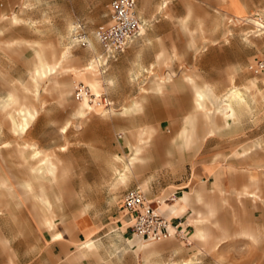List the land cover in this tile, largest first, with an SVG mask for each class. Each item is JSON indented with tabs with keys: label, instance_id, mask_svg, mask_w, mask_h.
Returning <instances> with one entry per match:
<instances>
[{
	"label": "rangeland",
	"instance_id": "rangeland-1",
	"mask_svg": "<svg viewBox=\"0 0 264 264\" xmlns=\"http://www.w3.org/2000/svg\"><path fill=\"white\" fill-rule=\"evenodd\" d=\"M110 1L0 0V98L13 89L26 96L21 83L31 85L29 73L37 42L52 43L57 51L72 46L74 57L79 59L65 63L68 70L61 68L54 78L41 81L37 97L27 94L39 116L25 134H15L7 112L0 110V174L9 179L12 190L0 186V212L13 207L14 220L26 223L30 219L34 226L38 224V208L21 185L31 179L29 165H37L41 158L30 157L33 150L26 144L34 143L61 163L58 182H45L53 208L44 213L53 217L57 228L58 222L67 223L85 210L99 223L94 239L104 246L110 262L142 263L138 245H128L127 240L134 235L129 224L122 228L127 223L122 203L128 190L139 188L152 199H162L180 197L182 190L203 186L204 201H194L185 217L201 222L198 224L211 239L203 242L193 238L197 225L191 223L183 237L152 242L163 247L156 260L163 264H182L190 258L193 264H264V201L255 200L250 193L255 186L251 185L247 195L241 193L244 184L259 178L264 198V97H255L254 90L247 92L250 110L243 113L242 120L230 127L222 125L208 140L177 139L186 115L195 111L194 88L187 75L198 85H210L219 96L233 85L244 88L251 81L264 90V71L256 74L248 69L264 58V29L260 32L247 21L253 17L264 22V0H239L238 4L234 0H169L165 10H161L163 0H159L151 12L146 0H139L143 34L125 53L100 67L104 80L101 93H107L114 104L104 107L97 102L99 106L88 116L80 117L75 113L79 102L73 80L86 84V77L92 74L83 69L103 53L94 33L108 25ZM181 10L184 15L178 14ZM78 21L85 23L95 51L73 41L75 31L70 28ZM160 52L164 53L158 61ZM158 78L169 81L161 92L154 85ZM121 79V87L108 83ZM67 80L70 93L64 86ZM136 99L142 102V111L122 113L124 105ZM150 119L155 130L147 144L139 137L145 136L140 129L148 128ZM68 122L69 131L60 132ZM195 130L202 134L201 119ZM137 145H149L143 153L148 157L146 164L137 175L118 184L124 165L119 156L128 159ZM110 165L119 171L112 173ZM218 176L219 187L214 188ZM191 178L190 185L180 190ZM7 197L21 200L24 205L18 207L27 211L7 206ZM210 210L215 211L212 217ZM211 224L216 227L211 228Z\"/></svg>",
	"mask_w": 264,
	"mask_h": 264
},
{
	"label": "bare ground",
	"instance_id": "bare-ground-1",
	"mask_svg": "<svg viewBox=\"0 0 264 264\" xmlns=\"http://www.w3.org/2000/svg\"><path fill=\"white\" fill-rule=\"evenodd\" d=\"M188 17L184 18V22L187 21ZM14 18L16 19V17ZM247 21L254 24L257 30L260 32L264 29L261 27V25H264V22L260 19H255L251 17L249 18V20L247 19ZM70 29L72 31L73 25L71 26ZM259 35L261 34H257L256 36H259ZM73 41L77 42L76 36H73ZM37 45H38V48L36 49L35 63L33 62L34 65L31 68L30 73H29L31 85L21 83L23 92L25 93L26 96H22L16 89H13L12 91L8 93L6 98H0V110L3 109L7 112V119L11 123V130L15 134H18V135L25 134L27 130L29 129V127L32 125V123L37 119L39 115V109H37L34 103L29 102L27 100V94L32 93L34 97H37L39 93V86H40L41 81L47 78H51V79L54 78L55 77L54 75H56L58 71H60L61 68H65L64 67L65 63H68L70 61L79 60L78 57H74L75 55L71 51L72 46H66L61 51H57V49L54 47L52 43H43L40 41V42H37ZM89 48H91L93 51L96 50L95 46L92 45L91 39H90ZM163 53L162 52L158 53L157 55L158 61L162 59ZM101 57L102 55L98 54L96 56V59L89 62L83 70L87 68H90L89 70H91V68L96 69L97 67L100 68L101 66H103V60ZM187 80L193 85V88H194V99H195L194 109L195 111L186 115L184 119V126L177 134V139L183 138L184 140H186V142L193 140L194 137L206 139L208 136H212L213 134H215L221 128L222 125L224 127H230L232 123H235V122L238 123L239 121H241L243 113L245 111L250 110V103L247 98V92H251L252 90H254L255 95H256L255 97H258V96L264 97V90L258 89V84L255 81H251L248 84L244 85V88H240L237 85H233L226 93L219 96L218 94L215 93L214 89L210 85L208 84H205L203 86L198 85L194 81V79L189 75H187ZM52 81H55V80H52ZM85 81H86V84L85 82H82V81L75 82L74 88L78 84L83 83L89 88L90 87L92 88V90L91 88L90 90L93 91L92 92L93 94L97 96L102 94L101 93L102 90L100 89L104 85V80L102 76H96V75L89 76L88 75ZM57 83H59V81ZM166 83L168 82L158 78L156 84H154L155 89L158 92L163 91L164 88L166 87ZM263 83H264V79H263ZM253 84L255 85V87L252 86ZM64 86L66 87L67 92L70 93L71 84L68 80L64 83ZM78 102L79 103L77 105V113L83 117H86V115L91 113L95 109V107L98 105L97 99L92 100L91 97L87 95H85L81 100H78ZM137 106H139V108L142 109V102L138 99L134 100L130 106H125L123 108L122 113L129 114L133 111L135 112L137 111ZM198 119L202 120L203 126L205 127L207 126L206 133L202 135H199L198 132L195 130V124L196 122H198ZM69 126L70 125L68 122L63 127L69 128ZM154 130L155 129L153 128V132ZM142 134L147 136V139L150 137L149 130H142ZM150 142L151 140H147V144H150ZM26 145L32 147L33 151H32V155L30 154L31 155L30 157L33 160L35 158H40L42 156V152L39 151L35 146L29 145V144H26ZM147 146L149 145H146L145 147L143 145H137L134 149V152L132 153L131 156L128 157V159H123L122 157L119 156L120 160L123 161L124 165H123V171H120L118 179H117L118 184L124 183L132 175H137V173L140 171L141 166L146 164L147 157L144 156L143 153L146 150ZM130 147L132 150L133 147L131 144H130ZM250 149L251 147L247 148L246 151L250 153L249 151ZM24 158L26 159V161L28 160V157L24 156ZM113 169L115 171L114 173L119 171L118 167L113 166ZM57 172H58V162L55 160L54 157H52L49 154H45V156L41 157L36 166L33 165L32 167H30V174L33 180L35 182L40 181V183L43 182L42 180L44 181L49 180V178L56 180L58 176ZM6 181H7L6 178H0L1 184L5 185ZM25 185L27 187V189L25 188V190H29V191L32 190L33 184L31 185L30 181H26ZM25 185H22V186H25ZM196 195L197 196H196L195 201L201 202L202 196H201L199 189L196 190ZM42 196L45 199L48 210H51L53 208V205L49 199L48 192L46 190L43 191L42 189ZM33 198L34 197H32V199ZM156 199L159 201L158 210L164 215V211L162 208L165 204V200L160 199V198H156ZM189 200H192L191 195L186 191L183 200L175 201V204L177 206V211L184 210L187 205L186 203ZM41 214L43 215V213ZM42 217L43 216H41V219ZM44 221H45L46 227L49 230H52L55 228V222L50 216L46 217ZM198 222L199 221L195 220V225H197L196 226L197 233L205 232L203 228L198 224ZM127 224L128 223L124 224V228L126 227ZM55 235H60V233H54L52 235V238ZM134 236H136L140 240L129 238V240H127L128 245L133 246L135 243L138 245V248L140 250L141 257H142L141 264H153V256L156 255L157 252L153 248L154 245L152 241L143 240L137 234H134ZM84 247L95 252V250L97 249V244L95 243L93 239H91V240L84 242ZM183 264H193V259L190 258L188 260H185V263Z\"/></svg>",
	"mask_w": 264,
	"mask_h": 264
},
{
	"label": "crops",
	"instance_id": "crops-1",
	"mask_svg": "<svg viewBox=\"0 0 264 264\" xmlns=\"http://www.w3.org/2000/svg\"><path fill=\"white\" fill-rule=\"evenodd\" d=\"M108 7L110 9V2H109ZM246 8H247V12H248V5H246ZM74 27H75V25H73V29H74ZM143 31H144V29L142 30V34H143ZM91 41L93 42L92 39H91ZM134 41H132L129 44V46L125 49V51H123L121 53H125ZM121 53H119V54H121ZM89 69L90 68L85 69V73H86V71H89V73H91L92 75L102 76L99 67H97L96 69H94V68L93 69L91 68V70H89ZM80 75H82V74H80ZM77 81H81V80H73V87H74V83ZM167 82H169V81H167ZM131 104L124 105V107L130 106ZM76 110H77V107H76ZM76 110H75L76 115L83 117V116L79 115ZM135 112H137V111H135ZM135 112L133 111L131 113H135ZM89 114H87L86 116H88ZM147 126H148V128H143L140 130L141 131L142 130H149L150 131V137L147 139L146 136H141V137H139V140H151L152 139V137H153V121L151 119L147 123ZM30 127H29V129H30ZM204 133H206L205 126H204V130H203L202 134H204ZM198 134L202 135L200 133H198ZM215 134H213V135H215ZM122 137H123V134H121V138ZM208 137H210V136H208ZM208 137L205 140H208ZM126 141H128V140H126ZM27 144L33 145L36 147V145L34 143H27ZM36 148L42 152L41 157L45 156V154H49L53 157V154L48 153V151H43V150L39 149L38 147H36ZM246 154H248L247 151H246ZM57 162H58L57 179L53 180L52 178H49V180H46V181H49V182L51 181L52 183L58 182L59 175H60L59 174L60 173V167L59 166L61 165V163H60V161H57ZM32 166L33 165L29 166V171H30V167H32ZM34 166H36V165H34ZM141 168H143V167L141 166ZM110 169H111L112 173L115 172L112 165H110ZM65 171L66 170H63L62 174H64ZM0 178H6L7 179L6 184L3 185L0 183V186L5 187V189L7 191L11 192L12 190L8 184L9 179L3 174H0ZM219 179H220V177L218 176L216 179V185L214 186V188L219 187ZM191 180H192V178L190 179V181L185 186L180 187V190L185 189V187H188L191 183ZM26 181H30L31 185L33 184L32 190L31 191L26 190V191H28L27 192L28 195H31L30 196L31 198L34 197L31 200L33 201L32 203L35 205V207L37 206V208H38L37 209V223L38 224H37V226H34L35 222H32V220H30V219H29V222H26V223L18 222L17 220H14L13 219L14 214H12L13 209H14L13 207L7 208L5 213L0 212V264H120V262H118V261L117 262H114V261L110 262L109 261L108 256H107V251L105 250L103 245L98 244L95 252L84 247V242H86L88 240L93 239L95 241V243L96 242L98 243V241H99V239H94V236L99 232L97 230V226L99 225V223L90 215H88V214L86 215L85 210H82L81 213L78 214V216L68 220L67 223L61 224V222H58L57 228L49 230L46 227L45 221H44L45 218L48 217L44 213V210L48 209V208L46 206L45 199L42 196V189H43V191L44 190L47 191L46 183H45L46 181L42 180L43 181L42 183H40V181L35 182L33 180L32 176H31V179L26 180ZM53 181H55V182H53ZM260 181H262V179H259V178L251 179L250 184H244L241 193L246 194L249 191L251 185L255 186V190L251 191L250 193H252V196L254 197L255 200L264 201V198L260 193V187H259ZM25 182L21 185H25ZM36 183H38V191H35V184ZM22 187L27 189L26 185L22 186ZM197 189H199V191L201 193V196H202L201 202H203L204 196H205V194H204L205 188L203 186H201L199 188H195V189H193V191L182 190L181 191L182 195L180 196V198L179 197L162 198L163 200H165V204L162 208L164 211V215L167 218L174 219L175 222H178L180 228H182L183 231H185L187 229V227H188L187 225H189L191 223H195V220H193L191 218H187L185 216L189 213L188 212L189 207L196 200V196H197L196 190ZM186 191L191 195L192 200H189L186 203L187 205H186V208L184 210L177 211V206L175 204V201L176 200H183ZM48 196H49V199L52 203V199H51L49 193H48ZM40 199H41V201H40ZM4 203L7 206L15 205L16 208H18L22 212L25 210L27 211V209H25L23 207H18L19 205L20 206L24 205V203L21 200L18 201L14 197L5 198ZM207 204L209 205L211 203L208 202ZM52 205H53V203H52ZM40 212L43 213V215ZM180 212H182V213H180ZM41 216H43L42 219H41ZM51 218L53 219V217H51ZM31 222H32V224H31ZM54 222H55V220H54ZM183 225L185 226L184 228H183ZM55 227H56V222H55ZM122 228H123V230L125 229L124 226ZM54 233H60V236L65 237V239H63L61 241H56L55 239L52 238V235ZM242 233L244 235H247V236L248 235L253 236V238H254V235L248 231H244ZM132 237L134 239H138L134 235ZM192 237L197 238V231H195V233L192 234ZM189 240H191V237L189 238ZM77 247H78V249H77ZM153 248L157 252L156 255L153 256V263L155 261V262H157V264H163L162 261L156 260L157 257L160 255L163 247H157L154 245ZM185 260H188V259H185ZM185 260L182 262V264L185 263ZM121 264H124V262H121Z\"/></svg>",
	"mask_w": 264,
	"mask_h": 264
},
{
	"label": "built area",
	"instance_id": "built-area-1",
	"mask_svg": "<svg viewBox=\"0 0 264 264\" xmlns=\"http://www.w3.org/2000/svg\"><path fill=\"white\" fill-rule=\"evenodd\" d=\"M138 1H110V22L106 27L98 28L94 33L103 49L101 54L103 66L111 58H115L119 53L125 51L132 41L141 36L143 23L137 9ZM74 31L77 42L81 46L89 47L90 35L85 23L78 21ZM248 69L256 74L264 71V58L250 64ZM85 95L90 96L92 100L97 99V102L104 107L113 105V101L107 93L97 96L92 93L88 86L83 83L78 84L74 88L75 99L81 100ZM158 204L159 201L156 198H150L145 191L139 188L130 189L125 193L122 207L132 232L139 235L143 240L152 242L183 237L184 231L178 222H175L174 219H167L159 212Z\"/></svg>",
	"mask_w": 264,
	"mask_h": 264
},
{
	"label": "snow or ice",
	"instance_id": "snow-or-ice-1",
	"mask_svg": "<svg viewBox=\"0 0 264 264\" xmlns=\"http://www.w3.org/2000/svg\"><path fill=\"white\" fill-rule=\"evenodd\" d=\"M159 2V0H146V3L148 4L149 6V11L151 12V10L155 7V4ZM234 3H239V0H234ZM27 7V5H25ZM165 9H169V0H163V3L161 4V10H165ZM178 14L179 15H184V12L181 10V11H178ZM184 23H187V21H185ZM262 28H264V25L261 26ZM187 29H185L186 31ZM148 60H151V56L149 55L148 56ZM85 62H86V59H85ZM58 67V66H57ZM109 84H111L113 86V88H117V87H121L123 85V80H119V81H108ZM253 87H255V85L253 84L252 85ZM202 98V97H201ZM137 111H142V109L139 108V106H137ZM60 132H66V131H69L68 128L66 127H61L59 129ZM211 135V133H210ZM4 147H8L7 145H4ZM148 175L149 173L146 172L145 173V179L148 178ZM232 179H235L237 181L240 180L239 177H234ZM246 182V181H245ZM247 195V193H246ZM209 216L212 217L215 215V211L214 210H210L209 211ZM198 223H201V222H198ZM50 227V226H49ZM211 228H215L216 226L214 224H211L210 225ZM56 241H61L63 239H65V237L63 236H60V235H55L53 237ZM197 238L199 241H203V242H207L211 239V236L208 235L206 232H200V233H197ZM251 238V237H250ZM165 247H167L168 245H164Z\"/></svg>",
	"mask_w": 264,
	"mask_h": 264
},
{
	"label": "clouds",
	"instance_id": "clouds-1",
	"mask_svg": "<svg viewBox=\"0 0 264 264\" xmlns=\"http://www.w3.org/2000/svg\"><path fill=\"white\" fill-rule=\"evenodd\" d=\"M262 26V25H261Z\"/></svg>",
	"mask_w": 264,
	"mask_h": 264
}]
</instances>
